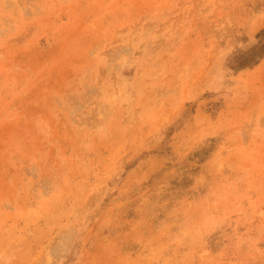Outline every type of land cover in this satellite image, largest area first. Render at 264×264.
<instances>
[{"label": "rangeland", "instance_id": "374dc122", "mask_svg": "<svg viewBox=\"0 0 264 264\" xmlns=\"http://www.w3.org/2000/svg\"><path fill=\"white\" fill-rule=\"evenodd\" d=\"M0 264H264V0H0Z\"/></svg>", "mask_w": 264, "mask_h": 264}]
</instances>
